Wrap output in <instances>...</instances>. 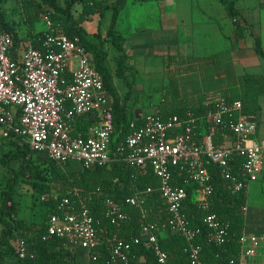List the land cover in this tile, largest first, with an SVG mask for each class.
<instances>
[{
	"label": "built area",
	"instance_id": "built-area-1",
	"mask_svg": "<svg viewBox=\"0 0 264 264\" xmlns=\"http://www.w3.org/2000/svg\"><path fill=\"white\" fill-rule=\"evenodd\" d=\"M47 30L41 46L21 42L14 46L13 35L0 25V137L12 131L21 136L38 153L60 163L77 161L85 168L103 165L119 158L113 156L112 133L115 129L113 102L94 57L80 41L70 37L61 26H55L49 14L43 13ZM71 78H66V73ZM213 104L204 116L210 131L197 124L194 112L186 116L149 113L130 122L125 145L118 147L121 158L137 168H153L159 178L157 191L167 210L165 220L148 221L143 212L139 234L128 239L117 238L111 245L114 258L127 261L134 245L153 248L159 264H169L170 255L162 248L160 236L165 230L182 234L189 245L191 264H203L201 246L196 237L201 228H193L184 211L189 189H193L199 208L207 211L212 204L214 175L209 164L219 168L230 189L245 187L264 171V138H258L254 117L240 114L230 121V132L216 143V130L225 126V115L242 109L241 101L210 97ZM97 112L99 120L84 134H74L78 116ZM141 122V123H139ZM199 129V130H198ZM125 152V153H124ZM244 157L239 175L233 173L232 154ZM186 174L183 184L176 182L174 168L179 165ZM156 190H137L125 200L106 199V216L121 225L131 215L124 204L141 207ZM246 207V206H245ZM244 207V210H245ZM60 212L47 221L44 239L53 236L67 248L92 250L99 243L96 218L85 204L76 206L64 196ZM209 238L219 244L226 241L229 224L216 213H208ZM238 259L232 264H263L264 235L243 231ZM26 253L25 240H20V256Z\"/></svg>",
	"mask_w": 264,
	"mask_h": 264
},
{
	"label": "trees",
	"instance_id": "trees-1",
	"mask_svg": "<svg viewBox=\"0 0 264 264\" xmlns=\"http://www.w3.org/2000/svg\"><path fill=\"white\" fill-rule=\"evenodd\" d=\"M8 0H0V4ZM233 17H241L240 10L236 7L235 0H219ZM128 0H112L110 4L103 6L102 0H22L25 22L30 28L29 39L18 34L6 13L0 9V25L14 37V46L18 47L21 42L32 43L41 46L46 31L34 33L33 22L42 17L43 13L49 14L55 26H61L70 37H79L83 46L92 53L96 68L101 72L105 85L113 99V113L115 129L112 133L113 156L119 157L112 162L85 168L77 161L60 163L48 159L45 168L33 162L32 156L35 151L30 144L11 132L7 136L0 137V145L9 147L10 150L0 157V163L9 168V175L0 182V264H79V253L82 249H70L64 241L56 236L44 239L47 231V221L52 213H59V205L64 196H69L76 206L85 204L96 218L99 243L89 252L87 264H140V258L145 259L146 264H159L153 248L144 247L141 244L134 245L127 261L114 258L111 254V245L119 237L132 238L139 234L143 220V212L147 214L148 221L165 220L167 210L160 193L157 191L159 178L153 168L148 165L145 169L137 168L133 163L121 158L118 147L125 145V139L130 129V119L127 115L126 104L121 101L114 82V77H119L128 84L129 69L128 53L125 50L124 38L117 29V22L122 9ZM81 4L78 16L74 15L76 4ZM47 5L44 11L41 9ZM103 7H111L113 10L112 21L107 32V41H110L119 51L115 56L114 68L109 65V53L105 48V41L95 42L89 38V33L83 23L92 14H103ZM242 25L238 28L241 31ZM101 35V33H100ZM254 49L258 55L264 58V47L261 38L255 39ZM174 59L168 58V66ZM196 69V68H195ZM192 74L181 75L170 70L169 82L173 85L172 90L166 91L163 97L160 113L164 116L178 114L186 116L188 112L200 119L197 124L204 131H210V124L204 116L207 109L213 104L210 102L209 93L223 87L224 99L228 101H241L242 109L235 111L232 116L225 115L226 125L219 126L216 130V143H220L223 133L230 132V121L238 119L240 114L256 115L259 108V99L264 95V73H246L238 76L230 54L220 52L213 57L203 60V64ZM188 71V70H187ZM225 74V75H222ZM68 80L71 73H66ZM227 78H232L227 83ZM188 86L192 93L199 95V101L178 102L177 98L184 91L188 94ZM191 93V92H190ZM97 112H89L77 117L74 134H84L89 125L97 122ZM141 123V122H139ZM199 130V129H198ZM125 153V152H124ZM22 161L19 169L11 166L12 162ZM233 173L239 175L244 157L239 153H233L231 159ZM81 166V169H69V165ZM213 171L214 188L212 204L207 211L199 208L195 201L193 189H189L185 201V213L189 224L193 228H201L196 237V243L201 246V258L203 264H232L238 259L241 250L240 237L245 229L246 213L244 207L247 204V188L239 189L228 187L227 180L221 176L216 165H208ZM176 182L183 184L185 170L180 164L174 168ZM24 179L31 183L38 191L40 203L46 208L42 219L38 222L19 216V202L17 200L20 180ZM154 188L156 191L147 197L141 207L124 204L131 218L121 225L111 223L106 216V199L115 200L132 196L137 190ZM216 213L220 221L229 224V234L224 243L219 244L209 238L210 227L205 222L208 213ZM24 239L26 253L20 256V240ZM160 244L170 255L169 264H191L189 259V245L185 237L178 233L168 231L167 235L160 236Z\"/></svg>",
	"mask_w": 264,
	"mask_h": 264
},
{
	"label": "crops",
	"instance_id": "crops-1",
	"mask_svg": "<svg viewBox=\"0 0 264 264\" xmlns=\"http://www.w3.org/2000/svg\"><path fill=\"white\" fill-rule=\"evenodd\" d=\"M111 1L112 0H102L103 6L110 4ZM129 1L136 2L137 0H128V2ZM176 1L177 0H151V4L146 8V29H139L145 25L137 27L138 30L134 32L135 36H133L132 39L128 34L119 29V23L117 22V29L123 35L125 50L129 55L127 60L128 65H133L137 68V64L132 62L134 61L133 58L136 55H148L151 57L162 56L166 62H164L165 66L163 65V71L169 75L170 70H173L178 77H181V75L192 74L195 68V70H198L203 64L204 59L213 57L215 54L220 52H226L230 54L235 72L238 76L246 73H264L255 69L256 64L258 65L260 62V58L258 57L260 55H258L254 49L255 43L252 44V46L248 43L245 31L249 23L245 18L231 16L225 7V9L223 8L220 10L219 6L214 3L213 0H197V4L194 5L189 3L184 4L182 2L178 3ZM77 5H80L81 7V4L79 3L76 4L75 7H77ZM107 9L112 8L103 7L104 12ZM104 12L103 14H92L89 19L83 23L89 33V38L90 34L92 35V38H90L92 41L101 42L107 39V32L111 22L109 26L106 27L102 26L101 22L97 19L100 17V20H102ZM239 23L243 26L241 31L238 28ZM96 34L97 36L99 35L100 38L98 41L94 40ZM143 35H145V38H143ZM226 39L230 40L229 44L225 43ZM108 44L112 45V49L116 47L110 41L106 40L105 48L109 53L107 48ZM143 45H145V47H143ZM145 49L146 51H144ZM115 53L116 54L112 56V60H114L113 58L119 54L117 48ZM169 56H172L174 59L172 65L170 66H168ZM143 58L142 60H144ZM110 60L111 55L109 53V63ZM242 67L245 70L240 72L239 69ZM129 70L128 72H130ZM231 80L232 78H227V83ZM188 88V90L192 93L191 88L189 86ZM223 90L224 89L222 87L219 90L211 91L209 93V98L211 97L210 94L212 92L223 95ZM194 95L195 97H193L192 100L184 99L179 102H198L199 95L197 93H194ZM162 100L163 99H161V102ZM263 113L264 95H261L257 114L248 115L250 117H254L259 125L257 133L258 138H264ZM147 114L149 113L140 114L139 112H135V118L141 119ZM261 178L264 179V171L258 179L252 180L249 183L247 198L249 197V188L251 183L253 181H258ZM247 211L248 200L245 207L246 217L248 214ZM168 231L169 230L163 231L162 237L166 236ZM244 231L252 233L248 230L246 223ZM79 261L81 264V252L79 253ZM88 261L89 252L87 263ZM139 261L140 264H146L144 258H140ZM261 261L264 262V258L261 259Z\"/></svg>",
	"mask_w": 264,
	"mask_h": 264
},
{
	"label": "rangeland",
	"instance_id": "rangeland-1",
	"mask_svg": "<svg viewBox=\"0 0 264 264\" xmlns=\"http://www.w3.org/2000/svg\"><path fill=\"white\" fill-rule=\"evenodd\" d=\"M235 1L236 7L241 11V17L245 18L249 23L245 31L248 43L252 46V44L255 43L256 37L260 36L264 46V0ZM176 2H182L184 4L189 3L193 5L197 4V0H177ZM213 2L219 6L220 10L225 7L218 0H213ZM150 4L151 0H137L136 2L129 1L118 18L119 29L128 34L132 39L133 36H135L134 32L138 30L137 27L147 24V18L145 16L146 8ZM45 8H47V5H43L41 7L43 11ZM0 9L6 13L7 18L13 23L18 34L28 40L30 28L28 23L25 22L22 0H8L7 2L0 4ZM80 9V5L75 7V16L79 15ZM112 14L113 10L107 9L104 12L102 20H100V17L97 19L101 22L102 26L108 27L112 19ZM33 29L34 33L47 30V24L43 17L39 20L38 18L34 20ZM139 29H146V25ZM145 35H143V38H145ZM90 38H92L91 34ZM27 40H25V42ZM94 40H100L99 35L97 36L96 34ZM225 41L226 44L230 43V40L226 39ZM143 47H145V45H143ZM107 48L111 55L109 65L112 70H115V64L114 60H112V56L116 54V48L112 49L113 47L111 44H108ZM144 51H146V49ZM258 57L260 58V62L258 65L256 64L255 69H258L259 72H264V58L261 56ZM142 58L144 60H142ZM133 59L134 61L132 62L137 64V68L134 67L129 70L128 80L131 82V85L128 84V81L124 82L119 77L113 78V82L120 93L121 101L126 104L127 115L130 119L135 118V112L146 114L154 111H160L161 105H163L161 99H163L166 91L173 89L174 85L170 84L169 75L163 71L166 62L162 56L151 57L148 55H136ZM244 70L245 69H243V67L239 69L240 72ZM210 96L217 98L221 95L219 93L212 92ZM193 97H195V95L190 93V91L187 95L183 91L177 98V101L179 102L184 99L192 100ZM8 150H10L9 147L0 145V157ZM32 159L35 164H39L42 168H45L48 163V159L44 153L35 152ZM21 165L22 161H15L11 163V166L16 169H19ZM67 168L78 170L81 169V166L77 165V163H73V165L71 164ZM8 175L9 168L2 166L0 163V182L4 181ZM20 181L16 197L20 206L19 216L38 222L42 219L46 212V208L40 203L39 191L28 181H25L24 179H21ZM247 212L246 224L248 230L252 233L264 235V179L262 178L251 183L249 188ZM87 259L88 250L82 249L81 264H86Z\"/></svg>",
	"mask_w": 264,
	"mask_h": 264
},
{
	"label": "water",
	"instance_id": "water-1",
	"mask_svg": "<svg viewBox=\"0 0 264 264\" xmlns=\"http://www.w3.org/2000/svg\"><path fill=\"white\" fill-rule=\"evenodd\" d=\"M253 120L255 119V118H252Z\"/></svg>",
	"mask_w": 264,
	"mask_h": 264
}]
</instances>
